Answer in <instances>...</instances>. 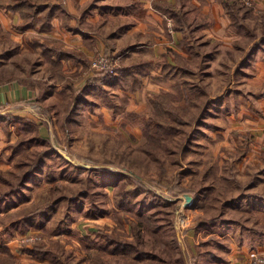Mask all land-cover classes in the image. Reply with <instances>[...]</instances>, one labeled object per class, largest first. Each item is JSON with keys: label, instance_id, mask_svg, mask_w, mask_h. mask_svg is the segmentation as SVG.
<instances>
[{"label": "rangeland", "instance_id": "374dc122", "mask_svg": "<svg viewBox=\"0 0 264 264\" xmlns=\"http://www.w3.org/2000/svg\"><path fill=\"white\" fill-rule=\"evenodd\" d=\"M31 1L43 2L26 0L25 11ZM55 1L24 26L28 19L11 8L12 0H0V242L12 241L32 264H91L96 252L105 264H252L253 254L264 259V161H244L245 149L221 146L224 135L218 132L232 134L242 120L237 109L245 111L252 103L242 97L247 83L239 84V92L238 83H231L235 55L217 46L207 62L201 54L187 62L184 56L174 69L176 82L167 84L172 90L160 91L166 96L159 100L160 92L155 94L157 104L146 100L147 107L120 115L127 118L122 125L105 124L101 109L116 118L114 112L130 102L110 90L113 77L121 75V57L97 46L88 65L70 60L63 70L47 60L40 32L55 28ZM100 3L93 0L84 16ZM25 45L42 51L38 55ZM95 59L105 60L106 67H93ZM79 71L85 82L75 90ZM20 80L42 85L27 86L33 89L29 96L10 94ZM162 121L167 140L147 137ZM96 123H103L102 131ZM59 151L93 167L75 165ZM119 183L125 184L124 206L116 195ZM102 234L135 247L110 254L105 249L112 246ZM2 247L12 253L6 244H0V252ZM126 252L130 257H122Z\"/></svg>", "mask_w": 264, "mask_h": 264}, {"label": "crops", "instance_id": "0c3cea01", "mask_svg": "<svg viewBox=\"0 0 264 264\" xmlns=\"http://www.w3.org/2000/svg\"><path fill=\"white\" fill-rule=\"evenodd\" d=\"M99 1L101 3L91 5L84 16L82 11L92 4L93 0H56L55 28L40 32L42 39L40 41L48 45L47 60L59 64L63 70L66 68L64 63L70 60L78 65H88L97 46L106 52L119 53L123 63L121 75L113 77L115 81L110 83V90L130 102L127 103L128 106H124L123 109L120 107L119 111L114 112L116 118L110 119L107 109H101L99 113L102 122H106L105 124L120 122L122 125L127 120L120 116L126 115L124 111L145 108L147 107L145 101L152 100L156 93L172 90L167 84L176 82L174 69L177 68L178 61H183L184 56V61L187 62L193 54H201V61L207 62L212 58L209 53L218 46L221 48L220 51L235 55L232 71L235 81L231 83H238L237 92L243 91L240 90L239 84L247 83L248 88L242 97L252 101L248 103L250 108L246 107L245 111L237 109L236 114L242 120L237 123V128L232 127V134H228V129L218 131L224 135L221 146L232 150L245 149L242 155L244 161L260 163L264 161V0H252L251 6H245L248 7V14L242 17L243 23L240 27L232 25L231 17L226 12L222 0ZM155 4H159V7ZM166 4L179 8L183 13L184 21L180 22L182 25L180 29L174 28L176 17L165 13ZM81 16H84L83 21L80 19ZM259 22L260 26L257 25ZM23 33L28 36L27 30ZM45 37H51L50 41ZM50 42H55V46L49 45ZM52 46L55 47L54 50ZM25 47L31 52L35 50L34 52L38 53V49L42 51L28 45ZM32 61L34 66H37L36 59ZM219 61L220 57L217 58V62ZM44 64L40 59L38 66ZM79 74L80 71L76 77ZM80 78L81 75L75 79L77 82L75 90L84 85L85 81ZM133 83L134 88H131ZM12 87L9 88L10 94L13 91L19 96H29L33 91L18 83ZM133 100L140 102L138 101V104L133 102L131 105ZM72 111L73 109L70 112ZM144 113L142 110L139 114ZM79 116H83V113L81 115L79 112ZM89 117L95 118L92 114ZM95 126L98 131L105 127L103 123ZM60 154L65 157L63 152ZM7 241L0 244H6L16 260L22 264H32L26 262L32 260L29 255L24 253L20 255L16 245L13 246L12 241Z\"/></svg>", "mask_w": 264, "mask_h": 264}, {"label": "trees", "instance_id": "16d2710c", "mask_svg": "<svg viewBox=\"0 0 264 264\" xmlns=\"http://www.w3.org/2000/svg\"><path fill=\"white\" fill-rule=\"evenodd\" d=\"M43 2L39 3H35L34 1H31L30 5H28V8L29 10L28 11H25L24 10V3L26 2V0H12V3H11V8L14 9V10H21L22 14H23V17H25L26 19H28V21H26L24 24V26H28L32 23H35L37 20H35V16L37 14V12H40L41 9H47V7L51 4L50 0H41ZM223 1V4H224V8L226 10V12L232 17V20H233V25L235 27H240L242 26V17L248 12V7L245 8V5H243L242 3H240L239 0H222ZM56 3H52V6L55 7ZM42 6V7H40ZM155 6L159 7V4H155ZM54 11L49 9L46 13V15L48 16H51L52 13ZM240 12H242L240 15ZM244 12V13H243ZM165 13L171 15V16H175L176 17V20H175V26L174 28L175 29H180L182 27V25L180 24L181 21H184V15L183 13L181 12V10L171 4H166L165 5ZM48 20V18H47ZM178 58H180V55L178 56ZM177 68L175 69H178L179 68V64L177 63ZM20 85L22 86H30L32 84H35L37 87L41 86L42 85V82L39 81V80H31L30 82H27V81H19L18 82ZM183 85H186V83H184ZM28 88V87H27ZM31 89V88H29ZM177 89L179 90V92L183 93V96H185V90L183 89V86L178 83L177 84ZM33 90V89H32ZM165 97L166 94H162V92L159 93L158 97L156 100H159L161 99L162 97ZM155 100V97L153 98V102L154 104H157L156 100ZM9 112V111H7ZM7 115L9 116H12V114L8 113ZM153 121L152 119L148 120L147 121V125L150 126V124L153 125ZM154 129H152V132H148L146 133V136L149 137L150 139L152 140H156L158 142H160V139H162L163 141H166L167 139H163V138H166L167 136V127L166 125L164 124V122L162 121L160 124H157L155 127H153ZM148 130H151V128H146L145 132L148 131ZM50 153V152H49ZM40 160V159H38ZM39 164L41 165V162L39 161ZM124 183H119L118 185V190L116 192V195H117V198H118V203L121 204L122 206H124V202H125V193H121V191L123 190V187H124ZM121 193V194H120ZM115 195V196H116ZM154 195H156L154 193ZM4 195H0V197H3ZM165 203H167V205H170V204H174L175 202L174 201H171V200H167V199H164L162 198ZM121 211H118L116 212V215H119ZM144 220L146 221L147 225L150 223L149 222V218L147 216H143ZM139 223L140 225L143 224V220L139 219ZM147 229V227H146ZM132 231L133 233H135V236L137 238V240H139L140 238V229L138 227V225L136 223H134L132 225ZM102 236L104 237L105 241L109 243V246H112L110 249H105L106 252H109L110 254L112 253H121L122 252V249H126L128 248L127 250H131L132 248L135 247V245L131 242H127L125 243L123 240H118L117 238H115L114 236L112 235H109V234H102ZM32 244L38 246L37 244L41 245L42 242L41 241H35L33 242ZM50 249H47V251H49ZM121 250V251H119ZM27 251H31V250H28ZM34 252V251H33ZM133 252V251H132ZM132 252H126V253H122L121 255H124L122 257H130L128 255H131ZM138 253H140V249H138ZM92 258H95L93 260V263L91 264H101V261L105 264L104 262V256L103 254L99 253V252H96V254L92 257ZM91 261V260H90ZM0 264H16L15 262V259L14 257L11 255V253H9V250H7L5 247H2L1 248V252H0Z\"/></svg>", "mask_w": 264, "mask_h": 264}, {"label": "built area", "instance_id": "2783aa9c", "mask_svg": "<svg viewBox=\"0 0 264 264\" xmlns=\"http://www.w3.org/2000/svg\"><path fill=\"white\" fill-rule=\"evenodd\" d=\"M240 3H242L245 6H251L252 5V0H239ZM170 25V23H169ZM106 67V62L105 60L102 59H95V61L93 62V67ZM252 264H264V259H262V257L253 254L252 255Z\"/></svg>", "mask_w": 264, "mask_h": 264}, {"label": "water", "instance_id": "95a60500", "mask_svg": "<svg viewBox=\"0 0 264 264\" xmlns=\"http://www.w3.org/2000/svg\"><path fill=\"white\" fill-rule=\"evenodd\" d=\"M64 156L69 159L72 163L76 164V165H79V166H82V167H93L90 163H82V162H79L77 160H74L73 158L70 157V155H68L67 153L63 152Z\"/></svg>", "mask_w": 264, "mask_h": 264}]
</instances>
